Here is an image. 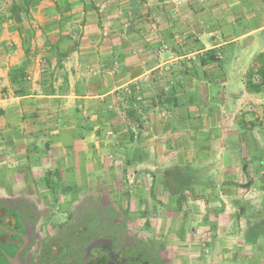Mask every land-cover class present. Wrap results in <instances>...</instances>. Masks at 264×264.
<instances>
[{
	"label": "crops",
	"instance_id": "1",
	"mask_svg": "<svg viewBox=\"0 0 264 264\" xmlns=\"http://www.w3.org/2000/svg\"><path fill=\"white\" fill-rule=\"evenodd\" d=\"M67 1L60 11L33 13L39 26L24 34L10 21L13 55L1 51L10 38L0 40V198L34 201L48 173L65 188L78 186V198L97 192L93 187L102 191L105 178L165 176L172 198L165 210H150L172 218L184 190L202 197L182 201L194 207L227 188L254 186L249 167L264 166V123L247 122L245 111L264 103V93L246 84L264 51V0H206L200 10L196 0H101L90 9ZM35 42L38 52L45 47L58 57L32 58ZM211 50L224 61L203 63ZM68 52L74 69L62 67ZM22 56L30 65L24 80L14 73ZM194 56L201 62L195 70L188 61ZM136 86L139 122H132ZM133 187L146 202L156 198L145 194L160 189Z\"/></svg>",
	"mask_w": 264,
	"mask_h": 264
},
{
	"label": "rangeland",
	"instance_id": "2",
	"mask_svg": "<svg viewBox=\"0 0 264 264\" xmlns=\"http://www.w3.org/2000/svg\"><path fill=\"white\" fill-rule=\"evenodd\" d=\"M15 1L16 0H0V40H2V38H10V41H5L6 44L8 43L6 48L4 46V48L1 49L3 55H13L14 53V48L11 46L12 34L6 32L9 26L12 25L10 21H14V24L15 22L21 24V26L26 29L30 25L32 26V24L39 26L35 18L28 21L24 18L21 20V16H17L16 21L10 18L9 11ZM72 2H76L79 8H81V6H88L89 9L90 5H93L94 2H96V4L103 3L101 0H72ZM196 2L197 5L195 6L199 10L202 8L200 5L205 6L206 4L209 6L210 4L206 0H196ZM67 3V0H45L32 11V14L34 13L37 15L38 11L44 8L60 11ZM182 4H186V2ZM112 6L113 11L121 9V6ZM96 8L99 9L97 6ZM32 20L33 23L31 22ZM64 26L68 27L67 30L71 27L75 28L73 24H66ZM36 29L39 35L36 40L44 42V36L41 35L40 29L38 27H36ZM54 38V35H50L46 37V40L53 42L55 40ZM33 39L31 37V42ZM37 42H35L36 46L31 43L32 48L30 50V56L32 58L44 56L46 59H55L58 57V52L49 51L45 49V47L38 52ZM70 53L72 52L65 54V65H62L64 69L66 65L68 68H75V64L67 60L68 58H72V54ZM262 53H264V51ZM28 58L27 56H22L20 63H18L19 65H16L21 66L20 68L22 69L21 71L20 69L14 70V73L17 74L19 78L23 76V70L28 69L29 71L30 65L26 68ZM219 59L220 61H224L221 56H219ZM188 61L191 66L192 64L195 65L193 70L201 64L197 56L191 57ZM249 69L250 67L247 70V74ZM137 92L138 89L136 86L128 102L129 105L133 107L131 108L132 113H129L132 122H139V115L136 107L138 108L139 102L141 101L138 99ZM249 107L256 108V113L259 115L258 118H256L255 113L253 114L248 111ZM245 114L249 115L247 116L249 119L247 122L261 127L264 123V103L258 106L253 105V103L252 105H248ZM259 136L264 140V129H260ZM250 163L252 162H249L248 165ZM250 168H252L251 173L254 174L253 176L256 179L255 183L253 182L251 184L254 186L250 187V185H248L249 183L246 185L239 184L238 187L233 189L227 188L225 193L211 194L212 200H210V204L207 203V206L212 204L210 208L203 204L193 205L194 207L182 204V201L186 202L188 199L187 197H193L192 200L194 201L202 198L198 194L190 196V194L185 193V190L182 191V194L179 196V201L175 205V209H173L177 211V214L173 215L172 218L166 217V213L163 212H159V216L157 212L155 217L151 213L154 207L165 210L166 204H168L169 200L172 198L171 194H168L170 192L164 182L168 180L165 176H155L152 179V177L144 175L139 177L140 182L137 183L138 179H133L132 174L123 173V176H115L110 178V180L105 178V186L101 188L103 189L102 191H98V187H93L94 191L97 192H79L80 198H78L77 192H75L78 186L65 188L66 182H63L62 178L60 179L52 175V173H48L44 177V185H41L44 186V191L42 190L43 188H40V192L34 194V201H42V203L39 204L41 210H43L42 216L47 218V220L53 217L51 220L56 224L54 225V223H51L52 225H47L49 222L44 219L43 222L47 223L40 225L42 229L47 226L51 228L59 226V222H62L63 219L58 218L66 219L67 226L71 227V224H74L72 221L75 210L74 207L79 206L80 212L84 214L83 217H79V223L81 225L78 226V228H83V231L79 230V233L80 238L84 241L102 238L101 236L104 235L102 233H105L104 231L109 225V221L101 217L98 210L95 212L88 211L89 206H85H87V204H93V206L97 208L102 206L105 207V204H108L111 213L114 214L119 222L117 226L122 227L124 231L128 233L129 239L132 240L129 241L126 239V242L136 243L138 248H141L144 253L147 252V260L160 261L162 264H264V166L261 167L259 165L256 168L250 166L249 169ZM45 178H48L52 183L48 185L47 183L49 182L45 180ZM244 180L248 182L249 179L244 178ZM151 183L159 185L160 189L156 191V196L154 193H147L145 195L150 197L154 196L156 199L151 200V202L140 200L136 195L137 188L133 186L141 184L147 187ZM80 191H83V188ZM173 198L175 199V196H173ZM153 201L157 203H153ZM139 204H142L140 206L144 207L143 211L136 209ZM131 205L132 210L130 209ZM147 214H151L153 218L149 220L148 217H141ZM157 218L158 221L156 220ZM51 228V232H54Z\"/></svg>",
	"mask_w": 264,
	"mask_h": 264
},
{
	"label": "flooded vegetation",
	"instance_id": "3",
	"mask_svg": "<svg viewBox=\"0 0 264 264\" xmlns=\"http://www.w3.org/2000/svg\"><path fill=\"white\" fill-rule=\"evenodd\" d=\"M88 206V211L98 210L109 225L102 238L84 241L79 233L83 228H78L79 217L84 214L79 206L74 207L71 227L67 226L66 219L58 218L63 219L59 226L42 229L40 225L54 222L53 217L47 220L42 216L43 210L37 202L0 198V264H162L147 260V252L136 243L126 242L132 240L117 226L119 222L108 204L85 207Z\"/></svg>",
	"mask_w": 264,
	"mask_h": 264
},
{
	"label": "trees",
	"instance_id": "4",
	"mask_svg": "<svg viewBox=\"0 0 264 264\" xmlns=\"http://www.w3.org/2000/svg\"><path fill=\"white\" fill-rule=\"evenodd\" d=\"M45 0H16L13 2L10 9V18L17 20V16H21V20L23 18L28 21L32 17V11L35 10L41 3ZM21 25V24H19ZM20 33H25V28L22 26L20 28ZM216 50H211L207 52L206 56L208 59H203L202 62L208 61L210 63H220L219 56H217ZM21 80H24L25 71H22ZM247 90L250 93L261 94L264 93V53L257 55L254 60L253 65L250 67L247 74Z\"/></svg>",
	"mask_w": 264,
	"mask_h": 264
},
{
	"label": "built area",
	"instance_id": "5",
	"mask_svg": "<svg viewBox=\"0 0 264 264\" xmlns=\"http://www.w3.org/2000/svg\"><path fill=\"white\" fill-rule=\"evenodd\" d=\"M248 111L251 112V113H253V114L255 113L256 118L259 117L258 113H256V108L249 107V108H248Z\"/></svg>",
	"mask_w": 264,
	"mask_h": 264
}]
</instances>
